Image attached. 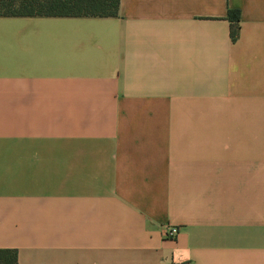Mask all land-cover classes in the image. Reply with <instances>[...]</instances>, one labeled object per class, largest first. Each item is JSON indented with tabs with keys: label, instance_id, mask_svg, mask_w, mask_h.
Listing matches in <instances>:
<instances>
[{
	"label": "crops",
	"instance_id": "1",
	"mask_svg": "<svg viewBox=\"0 0 264 264\" xmlns=\"http://www.w3.org/2000/svg\"><path fill=\"white\" fill-rule=\"evenodd\" d=\"M0 248L264 264V0L0 16Z\"/></svg>",
	"mask_w": 264,
	"mask_h": 264
},
{
	"label": "trees",
	"instance_id": "2",
	"mask_svg": "<svg viewBox=\"0 0 264 264\" xmlns=\"http://www.w3.org/2000/svg\"><path fill=\"white\" fill-rule=\"evenodd\" d=\"M119 0H0V16H116ZM230 36L239 27L238 10H229ZM0 264H18L17 251L0 248Z\"/></svg>",
	"mask_w": 264,
	"mask_h": 264
},
{
	"label": "built area",
	"instance_id": "3",
	"mask_svg": "<svg viewBox=\"0 0 264 264\" xmlns=\"http://www.w3.org/2000/svg\"><path fill=\"white\" fill-rule=\"evenodd\" d=\"M163 235L168 238H173L178 233V227L172 225L163 226Z\"/></svg>",
	"mask_w": 264,
	"mask_h": 264
}]
</instances>
